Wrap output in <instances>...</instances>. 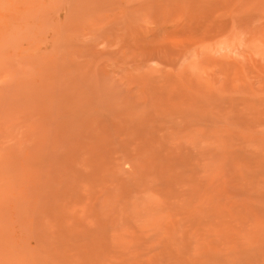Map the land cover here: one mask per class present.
<instances>
[{
    "label": "rangeland",
    "instance_id": "1",
    "mask_svg": "<svg viewBox=\"0 0 264 264\" xmlns=\"http://www.w3.org/2000/svg\"><path fill=\"white\" fill-rule=\"evenodd\" d=\"M0 264H264V0H0Z\"/></svg>",
    "mask_w": 264,
    "mask_h": 264
}]
</instances>
